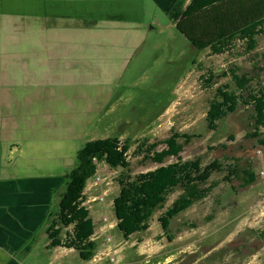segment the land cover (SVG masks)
I'll use <instances>...</instances> for the list:
<instances>
[{"label": "rangeland", "instance_id": "obj_1", "mask_svg": "<svg viewBox=\"0 0 264 264\" xmlns=\"http://www.w3.org/2000/svg\"><path fill=\"white\" fill-rule=\"evenodd\" d=\"M2 1L8 4L1 6L12 8L13 0ZM11 8L0 17V136L23 140L15 143L21 152L8 150L2 164L7 175L8 163L18 159L24 178L40 176L48 193L19 228L17 238L31 251H19L16 260L20 264H264V145L248 136L255 131L253 107L242 105L218 131L209 130L207 122L217 89H234L231 79L221 76L224 72L238 67L241 75L257 76L254 88L258 82L264 87V74L254 68L260 61L256 55L264 52V35L249 55H212L195 49L172 26L168 13L150 3L144 17L124 23L125 27L107 23L125 15L117 6L100 7L99 14L91 9L99 17L93 24L32 17L31 6ZM64 12L85 16V9L74 4ZM44 14L53 16L49 11ZM174 133L193 137L188 144L181 140L184 161L201 159L205 166L218 159L224 171L213 174L211 182L220 185L209 197L172 220V241L159 217L181 190L176 189L154 214L148 231L125 240L116 228L113 207L119 193L117 179L124 170L100 163L85 190V206L96 228L95 258L86 262L74 250L47 249L48 214L58 209L76 154L86 143L128 140V173L136 176L161 166L136 155L138 144L163 141ZM176 161L168 158L164 165ZM236 165L235 176L225 180ZM251 167L256 181L244 187V170Z\"/></svg>", "mask_w": 264, "mask_h": 264}, {"label": "trees", "instance_id": "obj_2", "mask_svg": "<svg viewBox=\"0 0 264 264\" xmlns=\"http://www.w3.org/2000/svg\"><path fill=\"white\" fill-rule=\"evenodd\" d=\"M169 16L177 32L195 49L209 50L212 55H249L258 49V37L264 35V0H191L187 6L181 0L172 8ZM258 56L264 62V52ZM260 61L255 62L254 68L264 74V65ZM221 76L229 77L234 89L227 86L217 89L207 113L209 130L218 131L224 120L242 105L252 106L255 131L248 136L258 138L260 144L264 145V87L261 82H258L257 89L254 88L252 83L257 76L241 75L238 67L229 69ZM213 79L214 75H211L207 82L210 84ZM192 138L188 134L174 133L163 141L149 143L144 140L139 143L136 155L161 166L136 176L128 173L131 148L128 140L122 142L118 138H106L86 143L76 154L75 166L68 174L65 189L60 194L58 209L48 214L47 249L74 250L86 262L95 258L98 248L94 240L96 228L91 212L85 206V190L88 181L95 177L100 163L112 169L124 170L117 179L119 193L114 198L113 207L116 228L125 240L148 231L154 214L165 207L168 197L176 189L181 190L178 198L159 217L164 234L172 241V220L209 197L220 185L219 181L211 182L213 174L224 171L218 159L205 166L201 159H182L184 145L181 140L188 144ZM160 146L164 148L158 150ZM173 157L177 158L176 162L164 165L166 159ZM237 171L236 165L225 180H231ZM242 178L244 187L256 181L252 167L244 170ZM8 264L19 262L13 259Z\"/></svg>", "mask_w": 264, "mask_h": 264}, {"label": "crops", "instance_id": "obj_3", "mask_svg": "<svg viewBox=\"0 0 264 264\" xmlns=\"http://www.w3.org/2000/svg\"><path fill=\"white\" fill-rule=\"evenodd\" d=\"M179 1L181 0H13L12 8L8 5L5 8L0 5V17L7 13L9 8L16 9L21 6H31L33 12L29 14H31L32 17L44 16L43 18L50 19H80L89 22V24H93L95 21L99 22L97 13L99 14L100 7L117 6L123 9L125 15L119 19L107 20V23L110 22V24L125 27L127 26L125 24L138 22L139 19L144 17L145 8L148 3L156 6L160 12H164L163 14L168 13L169 15L172 8ZM184 1L185 6H187L191 0ZM0 4L8 3H3V1L0 0ZM72 4L76 7L78 6L80 10L84 8L85 16H83V13H80V17L77 13H75L77 17L72 15L71 12L62 13ZM93 8H95L94 10L98 9L97 13H95L96 15L92 13L91 9ZM40 9H42L41 12ZM11 11L17 13V11ZM48 11L52 13L53 16L45 17L44 13ZM171 24L175 28V24L172 20ZM0 118L3 117L0 116ZM22 140V138L17 137L13 140L12 138H2L0 136V264H8L11 260L16 259L19 251L30 253L31 246L27 244L24 248L23 241L17 238L19 236V228L23 226L24 219H27L32 216L35 211L37 212L39 210L40 201L42 200L41 202L43 203V198L48 196V193L45 192L47 185L42 180L39 181L40 176L33 175L24 178L23 165L21 164L18 166V159H13L11 164L8 163L10 167L6 170L7 175H5V168L2 164L3 155L4 158H7L8 150H10L11 154L18 150L21 152L22 149L15 145H18V141L21 142ZM33 168L34 167H31V170H28L29 175H32L30 173L33 171ZM57 180L58 178L55 181L52 180L49 195H52L55 190V182ZM40 183L43 184V188L40 186ZM24 187H26V191L23 190Z\"/></svg>", "mask_w": 264, "mask_h": 264}]
</instances>
